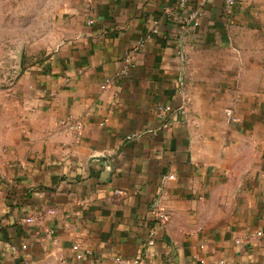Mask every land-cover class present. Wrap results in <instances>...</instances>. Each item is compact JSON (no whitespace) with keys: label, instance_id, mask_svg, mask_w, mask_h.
Returning a JSON list of instances; mask_svg holds the SVG:
<instances>
[{"label":"crops","instance_id":"1","mask_svg":"<svg viewBox=\"0 0 264 264\" xmlns=\"http://www.w3.org/2000/svg\"><path fill=\"white\" fill-rule=\"evenodd\" d=\"M235 1L7 2L50 36L0 100V264H264V0Z\"/></svg>","mask_w":264,"mask_h":264},{"label":"rangeland","instance_id":"2","mask_svg":"<svg viewBox=\"0 0 264 264\" xmlns=\"http://www.w3.org/2000/svg\"><path fill=\"white\" fill-rule=\"evenodd\" d=\"M8 1L0 0V100L2 102L4 90L13 88L23 68L32 63L28 58V52L41 51L39 47H45L50 36L48 27L33 26L30 5H24L25 9L21 10L15 4L8 5Z\"/></svg>","mask_w":264,"mask_h":264},{"label":"built area","instance_id":"3","mask_svg":"<svg viewBox=\"0 0 264 264\" xmlns=\"http://www.w3.org/2000/svg\"><path fill=\"white\" fill-rule=\"evenodd\" d=\"M198 1H210V0H178V5H179L180 8L185 9L188 6H190L191 4H195ZM225 1H226L227 5L231 6V7L236 4L235 0H225ZM194 18H195V14L193 15V17L191 19H194ZM131 61H132V58L128 57L127 58V62H131ZM231 120L233 122H236L237 119L231 118ZM69 129L75 131L76 133H78V132H80L82 130V125L79 124V123H73L72 125L69 126ZM161 218L163 220H167L168 219V217L166 215H161ZM28 221L31 222L32 219H29ZM22 248L24 250H27V246H25V245ZM75 249H78V247H76ZM115 261H116V264H126V262L123 261L122 259H116ZM26 264H28V263H26Z\"/></svg>","mask_w":264,"mask_h":264}]
</instances>
